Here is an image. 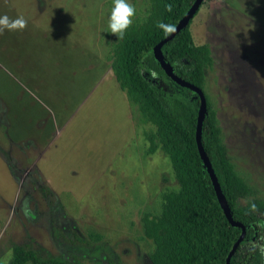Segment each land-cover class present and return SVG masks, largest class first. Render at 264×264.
<instances>
[{"label":"rangeland","instance_id":"obj_1","mask_svg":"<svg viewBox=\"0 0 264 264\" xmlns=\"http://www.w3.org/2000/svg\"><path fill=\"white\" fill-rule=\"evenodd\" d=\"M129 2L142 20L147 0ZM112 6L0 0V14L26 20L0 32V264L14 243L82 264H151L141 216L158 214L177 183L159 148L146 154L153 126L111 71ZM189 29L211 51L204 90L222 140L264 197V0H202Z\"/></svg>","mask_w":264,"mask_h":264},{"label":"trees","instance_id":"obj_2","mask_svg":"<svg viewBox=\"0 0 264 264\" xmlns=\"http://www.w3.org/2000/svg\"><path fill=\"white\" fill-rule=\"evenodd\" d=\"M194 0H147L146 14L132 22L122 39L113 36L110 68L113 76L137 109L139 119L153 128L144 130L146 154L159 148L169 159L175 189L162 195L158 214L141 216L143 236L151 240L147 254L151 264H225L226 256L241 234L230 264H264V197L238 174L222 140L221 128L204 90L205 70L213 63L206 43H195L188 24L161 46L172 71L199 86L206 98L200 141L206 152L230 212L239 225L223 213L209 173L200 157L195 126L199 107L197 93L168 77L153 55V46L168 33L158 23L176 24ZM198 10V9H197ZM197 12V11H196ZM194 13V15L196 14ZM176 85L167 92L152 72ZM45 195L52 191L40 188ZM99 237V234H92ZM3 264H82L77 259L50 255L40 248L14 243Z\"/></svg>","mask_w":264,"mask_h":264},{"label":"water","instance_id":"obj_3","mask_svg":"<svg viewBox=\"0 0 264 264\" xmlns=\"http://www.w3.org/2000/svg\"><path fill=\"white\" fill-rule=\"evenodd\" d=\"M202 0H194L193 3L191 4V6L187 9V11L185 12V14L177 21V23L175 24V31L173 32H169L165 37H163L162 39H160L154 46H153V55L155 57V59L159 62L161 68L164 70L165 74L170 77L173 81H175L177 84L181 85V86H185L188 87L189 89L194 90L199 98V107H198V111H197V117H196V126H195V139H196V144H197V148L200 154V157L203 161V164L205 165V167L208 170L210 179L212 181L214 190L217 194V198L219 200V204L223 210L224 215L226 216V218L228 219V221L233 224V225H239V223L233 219L232 214L230 212V208L229 205L227 203V200L220 188L219 182L217 180V177L213 171V168L211 166V163L209 161V158L206 154V152L204 151L202 145H201V141H200V128H201V122L202 119L204 117V114L206 112V98L205 95L203 93V90L195 85L192 84L190 82H188L185 79H182L180 76H178L177 74H175L171 67L165 62L163 56H162V52H161V46L164 42H166L168 39L172 38L181 28H183L184 26H186L189 22V20L193 17L194 13L197 11V9L199 8V5L201 4ZM244 228L242 227L241 230V234L240 236L237 238V240L233 243L231 249L229 250L227 256H226V260H225V264H230L229 263V259L235 249V247L237 246V244L241 241L242 239V235L244 234Z\"/></svg>","mask_w":264,"mask_h":264},{"label":"clouds","instance_id":"obj_4","mask_svg":"<svg viewBox=\"0 0 264 264\" xmlns=\"http://www.w3.org/2000/svg\"><path fill=\"white\" fill-rule=\"evenodd\" d=\"M135 15V8L129 0H113V6L109 14L108 30L110 33L116 34L118 39H122L125 35V30L132 23V17ZM26 25V20L23 16L9 17L7 14H0V32L3 30L23 29ZM158 27L165 33L175 31V25L160 21ZM151 75L155 76L153 71Z\"/></svg>","mask_w":264,"mask_h":264},{"label":"flooded vegetation","instance_id":"obj_5","mask_svg":"<svg viewBox=\"0 0 264 264\" xmlns=\"http://www.w3.org/2000/svg\"><path fill=\"white\" fill-rule=\"evenodd\" d=\"M12 170H14V169H12Z\"/></svg>","mask_w":264,"mask_h":264}]
</instances>
